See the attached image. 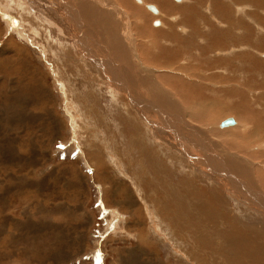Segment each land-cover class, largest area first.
<instances>
[{
  "label": "rangeland",
  "instance_id": "obj_1",
  "mask_svg": "<svg viewBox=\"0 0 264 264\" xmlns=\"http://www.w3.org/2000/svg\"><path fill=\"white\" fill-rule=\"evenodd\" d=\"M7 1L0 0V264H264V55L259 52L264 49L261 32L264 30V3L254 6L250 0L241 5H234L231 0L219 1L229 4L230 9L233 7V13L228 15L215 10L211 0H171L177 5L184 2L182 5L190 10L189 13L184 10L188 18L184 20L190 18L189 22H194L200 35L219 41L217 46L209 39L208 44L202 42L198 34L197 37L184 35L188 32L185 29L183 34L177 32L179 37L172 34L169 40L157 34L154 37V31L166 30L170 23H179L181 31L180 27L187 29L188 23L182 21L184 13L183 17L170 16L164 10L162 13L158 4L145 0H130L129 5H125L124 0H109L111 4L107 2V6L124 9L110 12L114 16L122 13L120 22H116V16L108 17L110 13H106V25L100 26L93 15L82 17L85 23L82 32L87 37L93 36L94 40L100 37L105 41L106 35L101 33L111 32L110 47H115L114 39L120 30L131 35L126 42L127 52L131 54L123 70L128 77L133 76L132 79L138 78L136 71L145 74L149 63L153 62L151 58L158 60L153 63L158 64L160 71L166 70L167 78L175 79L172 75L179 73V67L187 71L186 76L180 75L192 86L198 88L197 77L201 75L208 79L199 83V88L204 90L189 88L185 81L177 84L181 91L168 96L177 107L174 108L167 103L158 105L148 92L147 80L145 86L140 84L133 90L142 99V106L138 107L133 103V93L117 89L97 66L87 69L91 60L81 50L77 27L73 29V24L69 23L64 7L68 4L76 8L77 15L81 7L100 15L94 11L103 9L97 8L100 0H86L90 3L83 6H76L77 0H61L59 4L53 0H9V4ZM21 6L26 8L23 7L24 12ZM147 6H154L160 12L153 13ZM189 14L194 16L188 17ZM113 23L116 24L113 26ZM251 33L252 41L245 40ZM94 44L91 49L102 56L104 51L99 44ZM104 44L101 43L102 47L106 46ZM204 48L202 55L208 53L205 57L210 61H206L202 71L198 67V54ZM163 55L164 59H160ZM252 56L260 66L248 75L245 68L251 64L246 63L245 58ZM215 58L231 60L234 70L225 64L217 67ZM168 61L175 64L173 68L162 65H168ZM92 62L97 64L95 60ZM110 62L119 69L123 65L115 58ZM240 68L243 69L241 74L236 70ZM243 85L253 87H247L248 90ZM111 86L119 91H116L117 98L126 99L122 104L141 115L142 120L138 119L142 129L151 121L156 130L148 128L160 135L150 137L148 128H145L147 134L139 135L148 152L143 159L137 155L128 157L125 153L129 143L121 132L130 134V121L125 107L117 104L111 94ZM232 87L241 93L230 96L228 92ZM244 93L249 97H243L242 101L247 99L250 104L243 119L251 117L249 126L226 111L238 103L241 100L238 95L245 96ZM252 97H256L255 102L250 100ZM152 102L160 106L158 114L163 122L175 124L176 119L179 120L176 130L166 127L156 116L141 114V108L144 110V106ZM169 105L170 108L166 107ZM143 115L151 120L147 121ZM229 118L237 121L233 129L220 124ZM186 128L189 133L184 134ZM130 131L136 133L134 127ZM250 131L255 134L251 139L246 137ZM128 134L124 136L129 137ZM105 135L107 146L102 139ZM153 138L162 139L164 142H159L164 145L154 144ZM175 138L179 139V144ZM106 151L110 152V157ZM154 152L155 158L152 157ZM205 152L215 160L217 156L223 158L221 154L233 155L227 160L232 164L227 165L234 178L232 182L237 180L244 184L255 203L249 201L247 194L228 189L222 177L213 173L208 164L204 167L199 162L207 160ZM153 163L157 167H153ZM101 166L106 168L102 171ZM232 166L237 167V171L233 169V172ZM113 189H117V194ZM183 192L189 194L191 202L182 201ZM173 193L177 197H173ZM133 198L135 204L130 207ZM130 219L132 225L126 228L125 220ZM151 221L154 224L156 221L155 230Z\"/></svg>",
  "mask_w": 264,
  "mask_h": 264
},
{
  "label": "bare ground",
  "instance_id": "obj_2",
  "mask_svg": "<svg viewBox=\"0 0 264 264\" xmlns=\"http://www.w3.org/2000/svg\"><path fill=\"white\" fill-rule=\"evenodd\" d=\"M4 1H7V0H4ZM22 1V0H21ZM34 1V0H33ZM36 1V0H35ZM53 1H56L58 4L59 3H61L60 1L61 0H53ZM65 1V0H64ZM70 1V0H69ZM72 1V0H71ZM78 2H75L74 4L77 6H80V5H88L87 4V2H85L86 0H77ZM136 1V0H135ZM139 1V0H138ZM174 1H181L182 2V0H174ZM197 1V0H196ZM219 1H221V0H211V3L213 2V4H212V6L214 7V9L215 10H219L221 13H233V10H232V8L230 9L229 8V4L228 5H225V3H221V2H219ZM233 3H234V5H241V4H245V2L246 1H249V0H231ZM50 2H52V1H50ZM92 2V1H91ZM96 2V1H95ZM101 4H98L97 6V8H103V9H101V12L100 11H98L97 9L96 10H94V11H96V14L97 13H101L100 15H94V14H91V13H89V11L87 10V9H85L84 7H81L82 8V11L80 12V14L79 15H77V13H79L78 12V10L76 9V8H72V7H69V5L67 4V5H65V9L68 11L67 13H68V17H69V23L70 24H73V26H74V28L73 29H75V27H77V30L75 29V31H76V33H77V35L80 37V47H81V50L83 51V53L88 57V59H89V61L91 60V64L89 65V64H87L86 65V67H87V69H88V67L89 68H92V69H94V68H96V66L103 72V74H104V77L105 78H108V80H109V82H111L115 87H117V89H119V90H123V89H125V90H128L130 93H133V90H135L140 84H144V86H145V83H146V80L149 82V84H148V87H149V89H148V92L150 93V95H152V96H154L155 98H156V100L158 101V105H164V104H170V105H173L174 106V104H173V102L171 101V99L169 98L170 96H169V94L170 93H172V94H175L176 92L177 93H179V91L178 90H180V88L181 87H179L177 84H180V82H183V81H185L187 84H188V87L189 88H194V89H196L197 87H195V86H192L191 84H190V82H188L187 80H185L184 79V77L183 76H186L187 75V71H182L179 67H177L178 68V70H179V73L178 72H175L173 75H172V77H175V79H173V78H167V75H169V74H167L166 72H164V71H166V70H159V69H157V67H158V64H156V63H153L154 61L155 62H158V60H156V59H150V61L152 60L153 62H150L149 63V68L148 69H146L145 71H144V75L141 73V71L140 72H138V71H136V73L138 74V78L137 79H132V77L130 78V77H128L127 76V74H126V72L123 70L124 68H123V66L129 61V57H130V54H131V52L129 53V52H127V49L128 48H126V42H128L132 37H131V35H127V33H122V30H120V34L115 38L114 36H113V39H114V41L116 42V45H115V47L113 46V47H110L109 45L110 44H112L111 42V40H110V36H111V32H107V34H105V33H101V34H104V35H106V37H104L105 38V41L102 39V38H98V40H94L93 39V36H89V37H87V35H84V33L82 32V28L83 27H85V23H84V21L82 20V17L84 18L85 16L87 17V16H91V15H93L96 19H95V22H97V23H99V26H100V24L101 25H104V23H105V21H106V19H107V14L108 13H113V12H116V11H121V9H120V7H118L117 5H114L113 7L111 6V5H106L107 4V2H109V4H111V2L109 1V0H100L99 1ZM98 2V3H99ZM140 2V1H139ZM138 2V3H139ZM145 2H153L154 4L156 3V4H158L159 6H160V9L162 8V10H161V12L162 13H164L163 12V10L166 12V13H168L170 16H174V14H178V15H180L181 17H183L184 15H185V17L184 18H182L183 20L182 21H186V23H188L187 25H188V28L186 29L185 27H183V28H181L180 27V29H182V31L181 30H178V24H172V23H170L169 24V26H167L168 28L165 30H163L162 28L161 29H159V30H156V31H154L153 33H152V35L155 37L156 35L155 34H157V35H160L161 37L160 38H162V39H171L170 37H172V34H175L176 36H178L179 34H177V32L179 31V32H181V34H183L184 33V29L185 30H188V32L187 33H185L184 35H186V36H192V37H197V34H198V36L200 37L201 36V40H202V42L203 41H206L207 42V44H208V39H209V37L206 35H204V34H199V32L197 31V29H195L194 28V22H189V20H190V18H189V20L187 21V20H184L186 17H187V15H186V11L188 12V11H190V10H188V6L187 5H177V4H174L171 0H145ZM189 2V1H188ZM223 2V1H222ZM6 3V2H5ZM88 3H90V2H88ZM124 3H125V5H129L130 4V0H124ZM190 3H192V2H190ZM194 3V2H193ZM255 3H258V4H263L264 2H263V0H250V4H254V6H255ZM7 4H9V0L7 1ZM7 4H5V6L7 5ZM53 4V3H52ZM55 4V3H54ZM65 4V3H64ZM187 4V3H186ZM201 4V3H200ZM248 4V3H247ZM113 5V4H112ZM174 5H176V6H174ZM191 5V4H190ZM193 5V4H192ZM203 5V4H202ZM5 6H4V9H5ZM144 6H146V5H144ZM185 6V7H184ZM187 6V7H186ZM194 6V5H193ZM197 6V5H196ZM200 6V5H199ZM256 6H257V4H256ZM7 7L9 8V6L7 5ZM22 8H21V10L23 9V10H25L26 8L24 7V6H21ZM25 9H24V8ZM63 7V6H62ZM106 7V8H105ZM140 7H141V5H140ZM149 7H151V8H149ZM153 7V8H152ZM204 7V6H203ZM239 7V6H238ZM252 7V6H251ZM262 7V6H261ZM1 8V7H0ZM7 8V9H8ZM109 8V9H108ZM146 8H149V10L151 11V12H153V13H158V12H160V11H158L157 9L158 8H156V7H154V6H147ZM256 8V7H255ZM12 9V8H11ZM105 9H107V10H105ZM192 9V8H191ZM207 9V8H206ZM238 9V8H237ZM254 9V8H253ZM6 10V9H5ZM22 10V11H23ZM124 10V9H123ZM122 10V11H123ZM184 10H186L185 12H184ZM238 10H240L242 13L244 12L242 9H238ZM60 11V10H59ZM121 11V12H122ZM256 11H258V10H256ZM264 11V10H263ZM13 12V11H12ZM24 12V11H23ZM56 12V11H55ZM131 12V11H130ZM145 12V11H144ZM172 12V13H171ZM214 12V11H213ZM212 12V13H213ZM9 13V12H8ZM107 13V14H106ZM111 13H110V15L108 14V17H110V18H114L115 16H116V22H120V21H122V19H120L121 17H119L120 16V14H122V13H119V16H117V14L114 16V14H112L111 15ZM125 13V12H124ZM182 13H184V15L182 16ZM189 13V12H188ZM191 13V12H190ZM193 13V12H192ZM216 13H218V12H216ZM221 13H220V16H221ZM66 14V13H65ZM162 15V14H161ZM190 15H191V18H192V15L193 14H189V16L188 17H190ZM229 15V14H228ZM61 16H62V14H61ZM194 16V15H193ZM199 16V15H198ZM203 16V15H202ZM219 16V17H220ZM223 16V15H222ZM46 17V16H45ZM65 17V16H64ZM225 17H226V15H225ZM254 17H256V16H254ZM60 18V17H59ZM174 18H176V17H174ZM216 18V17H215ZM221 18V17H220ZM46 19V18H45ZM64 19V18H63ZM149 19V18H148ZM186 19H188V18H186ZM205 19V18H204ZM208 19V18H207ZM225 19V18H224ZM66 20V19H65ZM98 20H99V22H98ZM110 20V19H109ZM108 20V21H109ZM113 20H115V19H113ZM221 20V19H220ZM228 20V19H227ZM234 20V19H233ZM51 21V20H50ZM92 21V20H91ZM137 21V20H136ZM174 21V20H173ZM182 21H179V22H182ZM226 21V20H225ZM224 21V22H225ZM230 21H232V20H230ZM20 22V21H19ZM48 22V21H47ZM65 22V21H64ZM107 22V21H106ZM111 22V21H110ZM129 22V21H128ZM223 22V23H224ZM228 22V21H227ZM49 23V22H48ZM151 23V22H150ZM185 23V24H186ZM208 23V22H207ZM218 23H219V21H218ZM21 24V23H20ZM25 24H26V22H25ZM62 24V23H61ZM108 24V23H107ZM110 24V23H109ZM114 24H116V23H113V26H114ZM122 24V23H121ZM120 24V25H121ZM154 24H156V25H159L160 23L159 22H155ZM168 24V23H167ZM181 24V23H180ZM66 25V24H65ZM105 25H106V23H105ZM26 26V25H25ZM30 26V25H29ZM110 26H112V23H111V25ZM119 26V25H118ZM117 26V27H118ZM180 26V25H179ZM186 26V25H185ZM205 26V25H204ZM60 27V26H59ZM110 28H112V27H110ZM121 28V27H120ZM138 28V27H137ZM204 28H206V27H204ZM209 28V27H208ZM27 29V28H26ZM60 29V28H59ZM87 29V28H86ZM118 29V28H117ZM126 29V28H125ZM175 29H176V31H175ZM99 30V29H98ZM155 30V29H154ZM168 30H170V31H168ZM65 32H67L66 30H65ZM171 32V33H170ZM206 32V31H205ZM261 32H262V35H264V30L262 31V29H261ZM29 33V32H28ZM117 33V32H116ZM115 33V34H116ZM75 34V33H74ZM98 34V33H97ZM96 34V35H97ZM168 34H171V36H169ZM28 35V34H27ZM238 35V34H237ZM24 36V35H23ZM65 36H67V35H65ZM98 36H100V35H98ZM180 36V35H179ZM178 36V37H179ZM233 36V35H232ZM72 37V36H71ZM78 37V38H79ZM97 37V36H96ZM103 37V36H102ZM157 37V36H156ZM174 37V36H173ZM182 37H184L185 38V36H182ZM264 37V36H263ZM11 38V37H10ZM159 38V39H160ZM175 38V37H174ZM223 38H224V36H223ZM244 38H247V36L245 35L244 36ZM27 39H28V37H27ZM112 39V38H111ZM112 39V40H113ZM176 39V38H175ZM187 39V38H186ZM233 39H235L234 37H233ZM252 39V33H251V37L248 39H245V40H247V41H249V40H251ZM10 40V39H9ZM13 40V39H12ZM96 42H94V41ZM188 40H190V38L188 39ZM210 40V39H209ZM210 41H212L216 46L217 45H220V44H218V42H216L215 40L213 41V39L212 40H210ZM252 41V40H251ZM102 42H105V44H106V46H104V47H102V45H101V43ZM148 42V41H147ZM151 42V41H150ZM233 42V41H232ZM12 43H13V41H12ZM95 43V44H94ZM229 43V42H228ZM250 43H252V42H250ZM3 44V43H2ZM17 44V43H16ZM94 44V46L95 45H100V49H102L103 51H104V54L101 56L100 54H99V52L98 51H96V52H94L91 48L93 47L92 45ZM104 44V45H105ZM134 44V43H133ZM203 44V43H202ZM237 44V42H236V40H235V45ZM254 44V43H253ZM7 45V44H6ZM128 45H129V43H128ZM214 45V46H215ZM20 46H21V44H20ZM39 46V45H38ZM112 46V45H111ZM215 46V47H216ZM67 47V46H66ZM99 47V46H98ZM152 47V46H151ZM221 47V46H220ZM224 46H222L221 48H223ZM233 47V46H232ZM235 47V46H234ZM243 47V46H242ZM251 47H252V45H251ZM262 47H264V46H262ZM207 48V47H206ZM214 48V47H213ZM239 48V45H238V47L236 48V49H238ZM244 48V47H243ZM212 49V48H211ZM233 49V48H232ZM235 49V48H234ZM260 49V48H259ZM88 50H89V52H88ZM134 50V49H133ZM4 51V50H3ZM69 51V50H68ZM130 51V50H129ZM153 51V50H152ZM205 51H206V49L204 48L203 50H202V53L200 54H198V60L200 61V63H199V66L198 67H200L199 68V70H202V69H205L206 68V64H207V62L206 61H210V60H207V58L206 57H208L207 56V54H205V56H203L202 54L203 53H205ZM213 51V50H212ZM212 51H210V52H212ZM228 51V50H227ZM255 51V50H254ZM49 52V51H48ZM78 52V51H77ZM218 52V51H217ZM261 54H262V56L264 55L263 54V52H264V49H260V51H259ZM43 53V52H42ZM78 53H80V52H78ZM151 53V52H150ZM227 53V52H226ZM258 53V52H257ZM15 54H17V53H15ZM152 54H154V53H152ZM212 54H213V52H212ZM214 54H216L217 55V53L215 52ZM224 54V53H223ZM239 54V53H238ZM19 55V54H18ZM209 55H210V53H209ZM165 55H163L160 59H164L163 57H164ZM211 56V55H210ZM218 56V55H217ZM217 56H216V58H217ZM235 56H236V58H235ZM234 56V58L235 59H237V55H235ZM239 56V55H238ZM13 58V57H12ZM84 58V57H83ZM116 59V60H118V61H120V64H123L122 65V67L119 69V68H117V67H115L110 61L111 60H113V59ZM213 59V61H215V63H216V65H217V67L219 66V65H221V64H225L226 66H229L231 69L233 68L232 67V65H230V63H231V60L230 61H227V60H221L220 58L219 59ZM226 59H228L227 57H225ZM240 58V57H239ZM242 58V57H241ZM247 58V57H246ZM245 58V62L246 63H250L251 64V67L249 66V68H245V70H246V72H247V74L249 75H251V74H253V70L256 72V67H258V62H256V59H254L253 60V56L252 57H249V59L247 60ZM209 59V58H208ZM212 59V58H211ZM83 60V59H82ZM92 60H95L96 62H97V64H94L93 62H92ZM130 60H131V58H130ZM115 61V60H114ZM140 61V60H139ZM232 61H233V59H232ZM235 61V60H234ZM236 62V61H235ZM234 62V63H235ZM238 62V61H237ZM242 62V61H241ZM90 63V62H89ZM116 63V62H115ZM214 63V64H215ZM166 64H168V65H164V64H162L163 66H165V67H167L168 66V68H173V66L175 65L174 63H172L171 61H168ZM212 64V63H211ZM238 64V63H237ZM154 65V66H153ZM161 65V66H162ZM209 65V64H208ZM236 65V64H235ZM240 65V64H239ZM245 64H243V66H244ZM151 66V67H150ZM160 66V67H161ZM260 66V65H259ZM60 67V66H59ZM209 68H210V66H208ZM214 67V66H213ZM223 67V66H222ZM247 67V66H246ZM263 67V66H262ZM54 68V67H53ZM83 68V67H82ZM97 68V69H98ZM138 68V67H137ZM223 68H225V67H223ZM211 69V68H210ZM209 69V70H210ZM222 69V68H221ZM220 69V70H221ZM262 69H264V68H262ZM85 70V69H84ZM175 70V69H174ZM219 70V69H218ZM217 70V71H218ZM223 70V69H222ZM232 70H234V69H232ZM232 70H231V73H232ZM236 70H238L239 72H240V74L241 73H243L242 72V68H240V69H236ZM258 70V69H257ZM61 71V70H60ZM126 71H127V69H126ZM203 71V70H202ZM171 72V71H170ZM210 72V71H209ZM88 73V72H87ZM149 73V74H148ZM204 73V72H203ZM233 73H234V71H233ZM232 73V74H233ZM180 74H182V75H180ZM192 74V73H191ZM199 74H200V72H199ZM224 74V73H223ZM229 74V73H228ZM235 75H236V73H234ZM54 75V74H53ZM219 75V74H218ZM239 75V74H238ZM57 76H59V75H57ZM131 76V75H130ZM171 76V75H170ZM242 76V75H241ZM189 77H190V74H189ZM228 77V76H227ZM226 77V78H227ZM239 77V76H238ZM151 78L153 79V80H151ZM192 78V77H191ZM230 78V76L228 77V79ZM245 78V77H244ZM249 78H250V76H249ZM248 78V79H249ZM252 78V77H251ZM250 78V80L251 81H253L252 79ZM88 79H90L89 77L87 78V80ZM194 79V78H193ZM197 81H198V88L197 89H201V90H204V88H199V83H204L206 80H208V79H205V76L204 75H201V76H199V77H197ZM86 80V81H87ZM105 80V79H104ZM89 81V80H88ZM219 81H221V80H219ZM227 81H229V80H227ZM226 80H225V82H227ZM241 81V80H240ZM246 82H249V81H247V79L245 80ZM194 82H195V80H194ZM207 82V81H206ZM231 82V81H230ZM196 83V82H195ZM136 84V85H135ZM240 84V83H239ZM249 84H250V82H249ZM219 85V84H218ZM232 85V84H231ZM241 85V84H240ZM140 87V86H139ZM142 87H143V85H142ZM141 87V88H142ZM237 87V86H236ZM235 87V88H236ZM242 87H244V88H247V87H249V88H251V87H253V85H246V87L243 85ZM65 88V87H64ZM109 89H110V87H109ZM232 90L230 91V92H228V94L230 95L231 93H237V92H239V93H241V90L239 91L238 89H233V87L231 88ZM240 89H241V86H240ZM248 89V88H247ZM252 89V88H251ZM262 89L264 90V84L262 85ZM261 89V90H262ZM49 90V89H48ZM87 90V89H86ZM111 94L115 97V100L117 101V104H122V102L121 101H123L124 102V100L126 101V99H124L123 97H120V96H118V98L120 99H118L117 98V95H118V93H119V91H117L113 86H111ZM110 90H108V91H110ZM249 90V89H248ZM255 90H257V89H255ZM260 90V89H259ZM118 93H117V92ZM128 91H127V93H128ZM181 91V90H180ZM126 92V91H125ZM253 92V91H252ZM130 93H128V95L130 94ZM249 93V92H248ZM142 94H144V93H142ZM141 94V95H142ZM254 94V93H253ZM65 95V94H64ZM112 95H110L112 98H114ZM141 95H139V96H141ZM244 95L245 96H242L241 94L240 95H238L239 96V98L241 99L240 101H237L238 103H236L233 107H228V108H226V111L227 112H230L231 114H229V115H234V116H237V117H239L242 121H245V122H247V125L249 124V123H251V117L250 116H247L246 117V120H244L243 119V115L246 113V111H247V107L249 106V102L247 101V99L246 100H243L242 101V98L243 97H249L248 95H247V93H244ZM169 96V97H168ZM176 96H177V94H176ZM231 96V95H230ZM238 96H237V98H238ZM125 97H126V95H125ZM132 97V96H131ZM171 97H173V96H171ZM111 98V101H113V99ZM127 99H129L128 98V96H127ZM132 100H133V103L135 104V105H137L138 107H141L142 106V99H140V97H138L137 95H136V93H133V98H132ZM146 100H148V99H146ZM250 100H252L253 102H255L256 101V97H252ZM130 101V100H129ZM151 101V100H150ZM206 102V101H205ZM208 102V101H207ZM132 103V104H133ZM153 103V102H152ZM112 104H113V102H112ZM111 104V105H112ZM131 104V103H130ZM131 104V105H132ZM148 104V103H147ZM151 104V103H150ZM156 104V106H154V105ZM153 104H151V105H149V106H144V110H143V108H141L142 110H141V114H144V115H146V114H148V115H152V116H156L155 118H159L160 119V121H162L163 122V120L161 119V117H160V115L158 114V112H159V110H160V106L158 107L157 106V103H153ZM178 104H180V103H178ZM204 104V103H203ZM125 108H124V110H125V112H126V117L128 118V121H130V124L128 125V127L130 128V129H132L133 127L135 128V130H136V133H134V132H132V131H130V129H128V131L130 132V134H128V132H121V136L123 137V139H127V143H129V144H127L128 145V148H125L124 150H125V153H127L128 154V157H129V155H137L140 159H143V156H145V154L146 153H148L147 151H146V149H145V146L143 145V142L141 141V139H140V136H141V134H147V131L145 130V128H148V127H150L151 129H154V130H156L155 129V126H153L154 124L150 121L151 119H148L147 117H145L144 115V117H145V119L147 120V121H150V122H147V123H149L148 125H152V126H148V125H146V124H144L145 126H144V130L142 129V126H140V123H141V121L139 120V119H141L142 120V118H141V115L140 114H138L133 108H131V107H129L130 109H128V107H127V105L125 104H122ZM170 105L169 106H166V107H169L170 108ZM113 106H115V105H113ZM116 107H117V105H116ZM137 107V108H138ZM152 107V109H150ZM226 107V106H225ZM174 108H177V107H175L174 106ZM201 108V107H200ZM163 108H161V110H162ZM200 110V109H199ZM202 110V109H201ZM166 111V110H165ZM119 112V111H118ZM164 112V111H163ZM176 112L177 113H180V111L179 110H177L176 109ZM162 112H160V114H161ZM67 114V113H66ZM121 114V113H120ZM164 114V113H163ZM162 115V114H161ZM203 115V114H202ZM149 117V116H148ZM139 118V119H138ZM150 118V117H149ZM230 119V118H229ZM233 119V124L232 125H224V121H226V120H228V119H226V120H222V122L220 123L221 124V126L222 127H226L227 129L228 128H230V127H232L231 129H233V128H235V126L237 125V121L234 119V118H232ZM77 120V119H76ZM113 120V119H112ZM116 120V119H115ZM125 121V120H124ZM153 121V120H152ZM143 122V121H142ZM178 122H179V120H177L176 119V122H175V124L173 123V122H170V123H166V122H163L165 125H166V127H168V128H170V129H177V124H178ZM160 123V122H159ZM181 123H183V122H181ZM163 124V125H164ZM160 125V124H159ZM250 125V124H249ZM248 125V126H249ZM131 126V127H130ZM176 126V127H175ZM117 127V126H116ZM153 127V128H152ZM119 128V127H118ZM150 128H148V130H149V132H148V134H149V136L151 137V135H156V136H158V137H160V135H158V133H157V131H155V133H154V131L153 130H151ZM164 128V127H163ZM237 128H238V126H237ZM72 129V128H71ZM160 129V128H159ZM166 129V128H165ZM221 129V128H220ZM97 130V129H96ZM179 130V129H178ZM181 130V129H180ZM222 130V129H221ZM244 132H247V130H244V129H242ZM98 131V130H97ZM118 131H121V129L119 128L118 129ZM183 130H181V132H182ZM187 131V132H186ZM251 131H253V130H251ZM250 131V132H251ZM161 132V131H160ZM171 132H175V131H171ZM177 132V131H176ZM227 132H229V131H224V133H227ZM128 134L129 135V137L128 136H124V134ZM172 133V134H173ZM177 133H179V132H177ZM185 133H189V129L188 128H186L185 130H184V134ZM239 134H241V132L239 133ZM238 134V135H239ZM248 134V135H247ZM140 135V136H139ZM169 135V134H168ZM236 135V134H235ZM242 135V134H241ZM246 137H250V139L252 138V137H254L255 136V134L254 133H246ZM174 136V135H173ZM104 137H106V135L105 136H102V139H103V144L104 145H106L107 146V144H106V140H105V138ZM116 137V136H115ZM114 137V138H115ZM143 137V136H142ZM175 137V136H174ZM175 139H177V141H176V143H178V141H179V139L178 138H175ZM191 139V138H190ZM152 141H153V143L154 144H157V145H160L161 144V142H159V141H163L162 139H160V138H153V139H151ZM173 140V139H172ZM181 140V139H180ZM248 140V139H247ZM109 142H111V139H109L108 140ZM152 141H150V142H152ZM175 141V140H174ZM164 142V141H163ZM165 142H167V141H165ZM181 142V141H180ZM179 144V143H178ZM177 144V145H178ZM185 144V143H184ZM202 144V143H201ZM109 145V144H108ZM120 145V144H119ZM118 145V146H119ZM163 145H164V143H163ZM162 144H161V146H163ZM182 145V144H181ZM155 146V145H154ZM160 146V147H161ZM174 146V145H173ZM170 147V146H169ZM186 147H187V144H186ZM209 146L207 145V148H208ZM110 148H111V146H110ZM118 148V147H117ZM149 148V147H148ZM188 148V147H187ZM190 148V147H189ZM119 149V148H118ZM184 148H182V150H183ZM186 149V148H185ZM193 149V148H192ZM119 151V150H118ZM152 151H154V150H152ZM157 151H159L158 149H157ZM85 152V151H84ZM185 152H186V150H185ZM212 152V151H211ZM106 153H108V155L107 156H109L110 157V152L109 151H106ZM159 153H161V152H159ZM191 153V152H190ZM88 154V153H87ZM112 154V153H111ZM126 154V155H127ZM187 154V153H186ZM192 154V153H191ZM95 155V154H94ZM98 155V154H97ZM155 155H157L156 154V152H154L153 153V156L152 157H154ZM221 155H223V158H218V156H217V159L215 160V159H211L210 157H211V154H210V157H209V155H208V152H207V154H206V152H205V156L206 157H208V158H206L207 160H201V161H199V162H202L203 163V166L205 167L207 164V166H208V168L209 169H211V171L213 172H215L217 175H219V177H222L221 179H223V181L225 182V185H227L228 186V189H233V190H235L236 191V193H238V194H240V193H245V194H247L248 195V199H249V201L250 202H254V196L252 195V194H250V192L246 189V186H244V184H242V183H238L237 182V180H236V182L235 183H233L232 182V180L234 181V178L233 177H231L230 176V174H231V172H230V170L228 171V166L227 165H230L228 162H227V160L229 159H232L233 158V155H230V154H221ZM91 156V155H90ZM114 157V156H113ZM119 157V156H118ZM89 158V157H88ZM133 158H134V156H133ZM155 158V157H154ZM90 159V158H89ZM116 159V158H115ZM92 160V159H91ZM118 160H119V158H118ZM132 160V159H131ZM209 160V161H208ZM113 161V160H112ZM157 161V160H156ZM116 163V160L115 161H113V163ZM138 162H139V160H138ZM196 162V161H195ZM198 162V163H199ZM238 162H240V161H238ZM93 163H94V161H93ZM114 163V164H115ZM121 163V162H120ZM120 163H118V165H117V167H120ZM129 164H130V162H128ZM197 163V164H198ZM139 164V163H138ZM150 164H152L151 163V161H150ZM153 167H157V164L155 163H153ZM156 165V166H155ZM183 165V164H182ZM232 165V164H231ZM230 165V166H231ZM94 166V165H93ZM229 166V168H231ZM234 166H236V164L234 165ZM96 168H97V166H95ZM116 167V166H115ZM242 167V166H241ZM106 167H104V166H101V169H102V171L105 169ZM125 168V167H124ZM247 168V167H246ZM120 169V168H119ZM204 169V168H203ZM227 169V170H226ZM235 170V171H237V167H233L232 166V170ZM248 169V168H247ZM96 170H99L100 171V169H96ZM234 170H233V172H234ZM121 172V171H120ZM128 172V171H127ZM130 172H131V170H130ZM213 172V173H214ZM236 174H237V172H236ZM133 175V174H132ZM131 176V175H130ZM130 176H129V178H130ZM234 176V175H233ZM125 177V176H124ZM134 178V177H133ZM230 179V180H229ZM135 181V180H134ZM138 181V180H137ZM188 182V181H187ZM131 184H133V183H131ZM135 185H137L136 183H134ZM245 184H247V183H245ZM138 185H140L139 183H138ZM248 185V184H247ZM190 186V185H189ZM116 187V186H115ZM139 187V186H138ZM144 187H146L145 185H144ZM142 187H140V189H141ZM101 189V188H100ZM186 189V188H185ZM248 189H249V187H248ZM251 189V188H250ZM249 189V190H250ZM146 190V189H145ZM113 191H114V194H117V189H113ZM176 191V190H175ZM178 192V191H177ZM184 192H186V190L184 191ZM182 193V195L184 196L183 197V199H182V201L184 202V203H188V202H191V198H190V196H189V194L188 193ZM233 192V191H232ZM254 192V191H253ZM231 193V192H230ZM172 194V193H171ZM232 194V193H231ZM195 195V194H194ZM241 195V194H240ZM256 195V194H255ZM258 195V194H257ZM173 197H177L176 196V194L175 193H173V195H172ZM264 196V195H263ZM194 197V196H193ZM261 197V196H260ZM194 198H196V196L194 197ZM202 198V197H201ZM207 198V197H206ZM263 198V197H262ZM177 199V198H176ZM199 199V198H198ZM239 200V199H238ZM171 201V200H170ZM208 202V201H207ZM217 202V201H216ZM258 202V201H257ZM209 203V202H208ZM207 203V204H208ZM255 203V202H254ZM130 204V203H129ZM135 204V200H134V198H133V202L130 204V207H132L133 205ZM198 205V204H197ZM205 205V207L204 208H206L207 209V205L206 204H204ZM148 206V205H147ZM153 206H155V205H153ZM152 206V207H153ZM185 206V205H184ZM149 207V206H148ZM217 207V206H216ZM197 208V207H196ZM199 208V207H198ZM197 208V209H198ZM215 208V207H214ZM199 210V209H198ZM204 210V209H203ZM208 211H209V207H208V209H207ZM207 210H205V211H207ZM185 211V210H184ZM215 211H217V210H215ZM214 211V212H215ZM157 212V211H156ZM202 213V212H201ZM157 214V213H156ZM156 214H155V219H156ZM214 213H212V215H213ZM204 215H206V214H204ZM150 216V215H149ZM152 216V215H151ZM154 216V215H153ZM118 218H120L121 219V217L120 216H118ZM152 218V217H151ZM209 218V217H208ZM225 218V217H224ZM154 219V220H155ZM212 219V218H211ZM118 220V219H117ZM202 221V220H201ZM213 220H211V222H212ZM124 222V221H123ZM134 222V221H133ZM155 222V224L151 221V224L153 223L154 225H152V230H155L156 229V221H154ZM113 225H114V223H112ZM140 225H142L141 223H139ZM128 225H132V219H130L129 221H127V220H125V226H126V228H127V226ZM115 226V225H114ZM160 227V226H159ZM158 227V228H159ZM139 237V236H138ZM237 238V237H236ZM139 239V238H138ZM142 238H140V240H141ZM235 239V238H234ZM235 243H237V242H235ZM242 244V243H241ZM178 251V250H177ZM254 252V251H253ZM185 256H187V255H185ZM258 256V255H257ZM187 260V259H186ZM40 263V262H39ZM255 263V262H254ZM121 264H124V262H121Z\"/></svg>",
  "mask_w": 264,
  "mask_h": 264
},
{
  "label": "water",
  "instance_id": "obj_3",
  "mask_svg": "<svg viewBox=\"0 0 264 264\" xmlns=\"http://www.w3.org/2000/svg\"><path fill=\"white\" fill-rule=\"evenodd\" d=\"M223 123H224V125H232L233 124V119L230 118V119L224 121Z\"/></svg>",
  "mask_w": 264,
  "mask_h": 264
},
{
  "label": "snow or ice",
  "instance_id": "obj_4",
  "mask_svg": "<svg viewBox=\"0 0 264 264\" xmlns=\"http://www.w3.org/2000/svg\"><path fill=\"white\" fill-rule=\"evenodd\" d=\"M61 147H63V146H61Z\"/></svg>",
  "mask_w": 264,
  "mask_h": 264
},
{
  "label": "crops",
  "instance_id": "obj_5",
  "mask_svg": "<svg viewBox=\"0 0 264 264\" xmlns=\"http://www.w3.org/2000/svg\"><path fill=\"white\" fill-rule=\"evenodd\" d=\"M12 256V255H11Z\"/></svg>",
  "mask_w": 264,
  "mask_h": 264
}]
</instances>
